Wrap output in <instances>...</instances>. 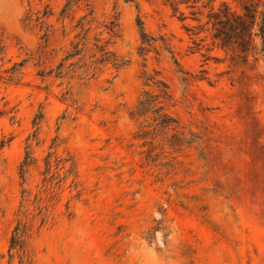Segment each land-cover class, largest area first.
<instances>
[{
    "label": "rangeland",
    "instance_id": "1",
    "mask_svg": "<svg viewBox=\"0 0 264 264\" xmlns=\"http://www.w3.org/2000/svg\"><path fill=\"white\" fill-rule=\"evenodd\" d=\"M181 9L183 20L167 0H0V264H264V56L251 40L222 46L205 15ZM104 40L118 67L92 63ZM73 42L83 59L57 76ZM147 74L170 85L175 129L134 114L156 91ZM29 141L39 165L52 150L76 168L21 258L9 244ZM40 181L33 169L24 186Z\"/></svg>",
    "mask_w": 264,
    "mask_h": 264
},
{
    "label": "trees",
    "instance_id": "2",
    "mask_svg": "<svg viewBox=\"0 0 264 264\" xmlns=\"http://www.w3.org/2000/svg\"><path fill=\"white\" fill-rule=\"evenodd\" d=\"M167 4L172 7L175 13L179 12L181 14L182 20L186 18L181 9L183 6L189 8L192 18L200 23L205 15L207 17L205 25L212 24L215 30L212 37L215 40H219L222 46H229L231 43H234L242 47L243 50H248V44L251 40L254 43L253 48L256 52L262 53L264 56V9L260 12V15H257V11L254 10L251 5L247 4L244 6V11L242 13H236L226 2H221L219 6L216 7V0H167ZM139 22L143 41L152 45L156 39L154 37L148 38L149 35L144 29L143 22L141 20H139ZM195 27L202 28L204 26L200 24ZM255 27L256 30H254ZM107 28L110 35L117 36V33L114 31V26H107ZM201 31L202 30L196 31L194 34H198ZM256 38H258L259 41H256ZM108 44L109 40H104L101 44L96 45L100 52V57L94 59L92 63L101 65L112 63L114 66L118 67V57L108 48ZM81 51L82 49L79 47V43L73 42L72 49L65 54L57 66V76L63 73L62 68L67 61H70L69 67L82 61L83 56L81 55ZM95 55L96 53L94 56ZM76 58L77 61H74ZM13 70H15V68ZM13 73L14 71H12V74ZM11 76L12 75H10V78ZM145 85L156 86V91L144 90L134 110V114L139 116L151 114L157 126L163 131L175 129L178 120L166 110V106L173 100L170 85L165 80L157 79L152 74L146 75ZM174 135L177 136L178 141L181 142L180 144L187 140L184 137H178L179 134L177 133ZM57 140L58 137L54 138V142ZM30 146L31 142L29 141L26 146L27 149L24 159L20 163V177L23 185L22 200L19 209L21 218L13 229L9 244V250L17 251V253L21 255V258H23L22 255L26 252V239L30 235V230L36 219H40L39 227L55 219L54 209L55 205L60 201V195L63 192V184L70 175H75L76 168L72 156L58 155L52 150L48 151L45 155L43 158V166H41L32 156L29 149ZM33 169H38L39 175L41 176V181L36 185L37 191L35 192L24 186L29 176L32 175ZM29 205L33 206L32 211ZM66 208L68 215L71 216L72 211L69 210V202H67Z\"/></svg>",
    "mask_w": 264,
    "mask_h": 264
}]
</instances>
